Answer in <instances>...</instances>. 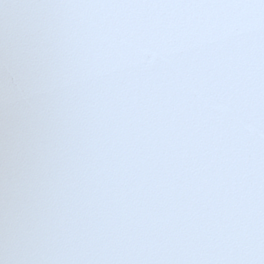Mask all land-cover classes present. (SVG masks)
Segmentation results:
<instances>
[{
  "label": "snow or ice",
  "instance_id": "1",
  "mask_svg": "<svg viewBox=\"0 0 264 264\" xmlns=\"http://www.w3.org/2000/svg\"><path fill=\"white\" fill-rule=\"evenodd\" d=\"M0 264H264V0H0Z\"/></svg>",
  "mask_w": 264,
  "mask_h": 264
}]
</instances>
